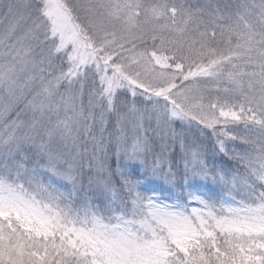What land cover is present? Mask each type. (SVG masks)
<instances>
[{"label": "rangeland", "instance_id": "obj_1", "mask_svg": "<svg viewBox=\"0 0 264 264\" xmlns=\"http://www.w3.org/2000/svg\"><path fill=\"white\" fill-rule=\"evenodd\" d=\"M204 1L205 8L212 11V6L215 16L222 17L221 22L205 18L207 8L203 18L196 16L191 21L190 11L178 0H0V199H15L22 206L27 202L55 217L53 223L58 220L63 228H53L49 240L59 242L67 229L90 233L96 243L81 249L83 260L88 255L98 258L99 264H127L133 255L109 242L124 234L143 240L152 239L154 232L167 236L165 228L162 234L149 225V217L118 216L116 222L109 223L94 214L96 201L107 193L111 198L108 204L117 205L114 186L130 184L133 167L143 181L129 187L134 192L143 189L152 193L142 203L160 227L161 212L165 211L188 216L197 228L204 220V227L211 231L213 226L207 224L215 226L222 220L227 228L241 229L233 236L248 239L251 233V239L264 238L259 232L264 228V199H253L250 194L253 175L264 183V156L254 170L257 155L241 151L234 155L240 172L221 175L207 168L210 165L203 160L207 150L201 135V126L218 128L222 122L237 120L250 123L252 116L251 123L257 127L264 114V96L248 79L254 75L245 76L244 86L253 88V95L242 92L235 81L225 90L218 89L222 77L214 81L208 57L209 52L215 57L221 51L214 45L218 40L207 35L215 29L214 24L217 27L226 21L219 34L239 37L231 55L248 53L247 47L264 36V0H243L244 4ZM196 11L203 16L202 11ZM236 11L244 17H235ZM52 34L62 42L53 51L49 48ZM66 42L69 46L65 47ZM67 48H71L67 59L61 60L60 54ZM144 48L150 52L146 54ZM255 51L248 56L254 58ZM170 61L177 64L172 71ZM91 63L98 66L92 69ZM194 64H200V69L193 68L194 74L183 73L178 79L180 72ZM123 85L129 89L123 91ZM152 89L156 90L152 97L139 98L140 90ZM84 93L85 103L80 97ZM225 93L230 97H224ZM54 94L56 102L47 104L46 98ZM32 106L34 114L27 122L33 132L27 129L18 136L24 125L21 115L29 113ZM161 123L157 135L162 138L149 143V133ZM89 131L95 134L93 138ZM10 147L16 148L14 153ZM182 149L187 156L177 157L174 169L167 170L171 178L161 175L173 160L172 154ZM91 150L97 156L95 173L86 171L82 184L78 166L88 164ZM125 151L143 163L126 162ZM66 175L73 181L65 179ZM178 183L183 203L176 191ZM205 193L223 200L222 209L215 203L204 204ZM11 223L23 232L15 215Z\"/></svg>", "mask_w": 264, "mask_h": 264}, {"label": "snow or ice", "instance_id": "obj_2", "mask_svg": "<svg viewBox=\"0 0 264 264\" xmlns=\"http://www.w3.org/2000/svg\"><path fill=\"white\" fill-rule=\"evenodd\" d=\"M217 140L218 149H223V140L219 137ZM117 155H120L119 148ZM124 156L125 161L133 165L143 163L127 151ZM157 162L160 163L159 156ZM65 179L71 182L74 178L66 175ZM0 214V264H88L81 258L85 255L81 249L96 243L90 233L67 229L59 242L54 238L49 240L48 237L54 235L53 228H63L59 221L53 223L55 217L33 208L30 203L23 202L22 206L15 199H0ZM12 215L23 232L11 223ZM4 220L9 223H3ZM160 223L167 230V236H157L154 232L152 239L143 240L124 234L109 243L133 255L127 264H264V238L251 239V233L248 239L233 236L234 231L239 233L241 229L227 228L222 220H217L216 227L210 231L204 227V220H200L197 228L188 216L162 211ZM217 231L222 235L226 233L223 242L216 235ZM259 232L260 237H264V228Z\"/></svg>", "mask_w": 264, "mask_h": 264}]
</instances>
